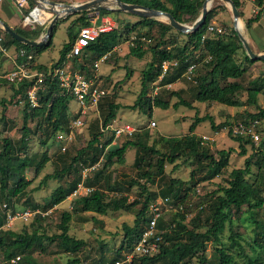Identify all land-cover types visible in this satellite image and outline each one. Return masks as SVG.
Instances as JSON below:
<instances>
[{
    "label": "trees",
    "instance_id": "trees-1",
    "mask_svg": "<svg viewBox=\"0 0 264 264\" xmlns=\"http://www.w3.org/2000/svg\"><path fill=\"white\" fill-rule=\"evenodd\" d=\"M128 4H140L151 9L164 11L172 15L178 22L183 24H194L202 13V8L206 0H122ZM214 0L210 6V11L207 16L206 24L198 31L189 34H183L176 31L166 20L139 18L135 24H127L126 29L128 33L135 32L138 39L134 46L129 48V55L138 59H143L148 50L153 54V59L146 65L141 72V89L137 99L132 106H127L129 109L139 110V112L149 116H153L155 108L169 110L171 108L170 101H164L160 98L152 99L149 96L151 84L157 82L163 73L164 62H177L176 67L172 68V72L164 76V84L171 85L181 81L185 78L189 66L197 64V70L192 76V80L196 84L194 102L188 101L182 97L181 92H170L172 96L178 97L179 101L173 105L174 109L181 106L195 109V103H210L218 105H225L230 108L240 109L251 106L257 107L255 113L242 114L241 123H250L255 120L260 121L259 132L262 134V142L259 147H255L254 143L246 137L235 136L232 133L230 122L216 125L212 116L206 115L201 118L196 116L192 123L189 134L183 137H160L150 143V131L144 130L137 134L133 140H126L121 146L109 148L106 153V161L102 169H97L94 173L95 185L105 178L106 170L111 167L116 159L120 164L125 162V154L129 149H135L136 157L134 166L137 169L138 178L134 180L133 185H138L144 196V200L139 199L130 202L128 196L120 198L108 197L107 193L101 188H95L93 183H89L90 188H93L92 193L87 196H82L77 199L75 203V213H96L99 215H107L110 211L118 212L121 210H129L136 206L140 209L136 215L134 225L130 226L124 224V239L121 247L118 249L113 263L122 260L125 252L130 251L137 241L141 238L146 230L147 223L151 220L150 206L159 198H167L171 201L173 206L183 205V209L187 204L189 193L183 189L188 182L181 179L172 178L169 184L162 190L152 192L148 185L156 184L153 177L154 170L156 173L164 176L166 165L173 164L175 169L177 161L181 158L185 160H193L197 164V170H206V176L202 181L212 180L222 174V172L229 166L231 155L234 153L233 149L219 150L217 156L211 153L209 147L206 145L203 137L197 135L196 129L199 124L205 121L211 123L213 130H219L223 127H229V134L232 139L239 143L240 153L246 156L248 151L251 154L245 161V168L234 169L230 174V179L226 186L219 188L217 192H213L210 196V212L206 218L202 220L201 213L205 211L206 204L198 203L199 212L186 223V214L182 210L173 212L172 216L164 214L159 219L158 228L164 230L163 240L160 247V253L153 257H143L135 261L133 264H192L194 257L199 258L198 264H208L209 260L205 255V251L209 242L218 244L221 242V234L225 231L227 225L231 231L229 249H236L239 255L243 257L247 264H264V257L257 256L256 259L245 254L243 245L241 244L242 236H240L233 229L234 215L248 214L250 220L254 223V237L248 243L252 250L260 249L264 252V109L260 108V97L264 96V73L258 77H251L250 69L256 65L263 64L262 61L251 60L245 52L244 46L234 29V26L226 22L216 23L214 32L207 35L209 26H212L217 17L216 11L222 7L228 10L224 4L216 6ZM240 10L242 16V5L239 0H233ZM257 6H264V0H255ZM36 5L30 0V9ZM27 10L24 12L28 14ZM101 14L110 13L109 11H100ZM230 13V12H229ZM67 28L68 42L65 43L60 51V58L51 66L35 65V58L33 56H41L45 51L49 50L53 45V39L58 27L63 22L70 18L60 20L54 26L51 37L44 46L30 47L18 42L9 36L5 31L1 30L6 37V46L14 45L18 49L19 64L29 63L32 70L39 71L45 74L43 89L39 92V103L37 107H32L26 96V89L31 85L30 82L25 81L21 84H10L13 88L15 103H19L20 98L24 103L23 110V129L22 136L19 140L14 141L10 138H4L0 143V200L3 204L13 210V212L22 211L12 207L14 200L25 194L32 182L25 178V172L28 168L34 165V159L29 156L30 136L32 130L31 122H36V131L41 133V144L47 145L48 140L53 136H58L60 133H69L71 125L70 105L75 100L73 96L68 94L65 89L61 87L58 80L54 77L55 70L60 66H65L67 56L76 41L74 27L77 24L90 26V18L88 12H82ZM261 13L246 21L247 29H251L254 23L258 22ZM92 25V24H91ZM191 25V26H192ZM81 27V28H82ZM157 28L159 36L155 38L156 43L148 48L142 42L145 37L154 39L152 31ZM21 36L36 41L46 31L43 27H37L33 30L14 29ZM80 32V31H79ZM127 33V34H128ZM123 40V34L119 29L110 32L102 33L98 40L87 47L82 56L75 58L74 64H81L82 72L90 74L89 65L101 57L113 53L114 49ZM25 51L22 56L20 51ZM239 51H242L243 58L240 60ZM211 58V59H209ZM201 62L203 67L198 69ZM116 68V67H115ZM115 68L112 73H115ZM131 72L127 71L126 76H130ZM111 78V75L107 78ZM112 79V78H111ZM0 83L2 81L0 80ZM106 97V96H105ZM103 98L106 100V98ZM116 97V96H114ZM101 100L107 103V106L100 102L99 106L101 112L104 114L103 127L114 123L117 119L119 110L123 107L118 103L116 98L112 100ZM4 103V101L2 102ZM81 116L79 113L76 119ZM100 126V125H99ZM99 126L96 125L91 132V140L86 148L78 151L72 162L67 168L62 170L65 175H70L75 171L76 167L85 165L82 157L87 151L95 152L101 155L107 149L108 144L112 140L101 144L103 136ZM160 144L165 145L164 148H159ZM102 145V147H100ZM66 153V152H65ZM64 153V154H65ZM22 156L25 158L22 160ZM256 157V166L258 172L254 181H249L251 175V168L253 159ZM156 161L153 163L152 159ZM50 161L46 154L44 158L35 164L36 174H39L45 165ZM96 162L91 165H95ZM194 172L191 175V181L194 179ZM60 174L47 175L42 184H46L50 179H58ZM139 179H144L142 184ZM81 178H77L69 189L58 187L51 195L48 204L39 206L38 204H31L29 207L33 210L48 211L67 200L69 196L78 188L81 183ZM107 184L109 182L107 181ZM198 183L195 185L197 186ZM194 185V187H196ZM113 189L112 187H109ZM118 190V188H114ZM0 201V202H2ZM209 203V202H208ZM2 204V205H3ZM247 210H243L244 207ZM26 208V209H29ZM41 208V209H40ZM23 209V210H26ZM37 214L30 223L37 222L38 227L34 228L32 232H14L10 230L0 231V254L5 259L4 264H34L27 261L26 254L39 248L41 252L46 253L47 245L59 242L60 249L68 254H78L85 246V242L81 239H76L70 236V223L73 218V212H64L62 221L59 225L60 234H53L52 236L42 233L40 223L44 220V213ZM1 209L0 213V228L5 224V215ZM261 214L263 216L261 217ZM242 217L239 219L241 220ZM190 225H192L190 227ZM208 227L205 232H200V228ZM224 248H216L215 252L219 258V264H234V256L228 254ZM26 261H22V257ZM20 257L17 263L11 261ZM67 264H79L77 259L69 260Z\"/></svg>",
    "mask_w": 264,
    "mask_h": 264
},
{
    "label": "rangeland",
    "instance_id": "rangeland-1",
    "mask_svg": "<svg viewBox=\"0 0 264 264\" xmlns=\"http://www.w3.org/2000/svg\"><path fill=\"white\" fill-rule=\"evenodd\" d=\"M51 1L63 4H80L92 0ZM220 4H224V2L222 0L216 2V6ZM108 5L113 8L116 7L114 1L109 2ZM219 8L220 9L216 11V15L219 13L226 14V16L228 15L229 18L227 17L223 22H228V24L233 26L234 21L231 17L232 13L230 8L227 7L228 10L226 11L222 7ZM249 11L250 10L248 9L247 12ZM109 12L110 13L101 14L96 10L88 11V16L90 18L89 25L93 24V22L97 20L99 22L103 17H110L116 24L117 29H119L123 34V40L121 41V43L116 47V50L109 55V59L107 61L100 62V67L98 69L95 67V63L100 59L96 60L92 64L90 63V74H87V72H82L81 70L80 65L84 64V61L80 62L79 64H74L75 58H71L72 64H69V70L74 74H81L86 76L87 78H96V84L101 89L107 92V95L105 97L106 100H112L116 98L118 103L123 106L118 112L115 126L118 127L124 126L125 124H130L137 129V132L133 137H122L118 139L115 142L116 144L111 141L112 144H108L107 149L101 155L95 152L93 153L87 151L82 157V159H84L83 163H85V165H81L80 167L78 166L70 175H65L62 173V170L68 167L79 150L88 146V143L91 140V132L92 130H94L95 126L100 125L99 129L101 131L104 120V114L100 109L101 105L98 107V110H89V114L86 116V126L75 131L73 140L67 145L66 153L62 152L63 146L66 145L57 141L56 136H53L50 140H48L47 145H42L41 133L38 130L36 131V122H31L30 127L32 130V134L30 136L29 156L34 159V165L26 170L25 178L27 180H30L32 184L26 190L25 194L14 200L12 207L17 210L29 208L31 207V204H38L42 208L43 206L48 204L52 193L58 187L69 189L71 184L77 178H81V183L85 181L86 186H90L89 183H93V186L95 188H101L102 191L107 193L108 197L120 198L122 196H128L130 202H133L136 199L143 201L144 196L142 195L141 189L138 185H133L132 183L138 178L137 169L134 166L136 157L135 149L127 150L125 154L124 164L118 163L116 159L115 163L106 170L105 178L103 180L101 179V182H98L97 185L94 184V173L97 169H102L103 165L105 164L106 153L109 148L121 146L124 141L135 139L137 134L142 133L144 130L150 131L151 144L154 140H157L162 136L166 138L183 137L184 135L189 134V129L192 123L195 121L196 116L203 118L206 115H210L213 117L216 125H223L226 122H230L232 124L231 127H234L242 122V114L246 112L255 113L257 111V107L255 106L235 109L227 107L225 105H218V103L210 104L200 102L195 103V109H190L184 106H181L178 109H174L173 105L179 101V98L172 96L170 92L179 91L181 92L183 98L188 101L194 102V86L196 84L192 79L190 80L186 76L180 82L171 86L164 84V81L158 84L159 80L151 84L149 96L153 98V92L158 86V95L156 96V98H160L164 101H170L171 108L169 110L155 108L153 116L150 118L149 116L139 112V110L129 109L127 106H132L134 104L141 89V72L144 70L146 65L152 61L153 54L150 50H148V53L143 59H138L136 57L130 56L129 48L132 46V43H136V41L139 39L135 32H127L126 25L135 24L139 21V18L135 15L125 12H119L115 10H109ZM78 14L66 15L60 20L68 17L70 19L63 23L70 24L79 16ZM52 18L46 21L44 24L37 22L34 23L33 26L24 27V29L33 30L37 27H43L45 31H47ZM186 25L191 26L192 24L188 23ZM82 26L83 25L79 23L74 27L76 37L78 36ZM213 26H217V24L213 23L212 27ZM213 32L214 31L209 32L207 36L211 35ZM152 35L154 39L147 37L142 39V42L147 48L156 43L155 38L159 36L157 28L153 29ZM67 39V29L65 28V25L61 24L58 27L53 39L52 47L49 50L45 51L44 54H42V56L40 57V61L43 63L52 60L57 61L60 55L61 47L63 43L67 41ZM238 56L239 57L237 58L240 60L241 58H243V53L240 52ZM203 63L205 62L199 63V70L202 69ZM174 67L176 66H170L168 70L169 74L172 72V68ZM114 68L116 70L115 74L113 75L114 79H109V77L107 78L108 75L112 74V70ZM0 69V72L5 71L2 68ZM127 71L131 72L130 76H126ZM250 73L251 77H258L259 75H262L264 73V65L259 64L254 66L253 69H251ZM5 74L6 72L0 75V80L2 81V87L0 88V143L4 138H10L14 141L19 140L22 136V129L24 126V103H15V98L13 97V88L4 79ZM193 75L194 74H192V76ZM3 101L4 103H2ZM102 102L104 103V101ZM104 104L107 106V103ZM259 105L260 108L264 109V96L260 97ZM78 113L79 107L77 101L74 100L70 105L71 122L76 120ZM80 117L82 116H79L78 118ZM152 122H156V127L151 126ZM195 133L201 137H209V140H205V142L209 147L211 153L215 156H217V152L219 150H234V153L231 155L229 161V166L222 172V174L212 180L202 181V179L206 176V170H197V164L195 161H188L185 160V158H181L176 163L178 169H175V165L173 164L168 163L166 165L163 177L157 174L156 170H154L153 177L156 184L148 185V187H150L149 189H151L152 192L158 193L169 184V181L172 178L181 179L185 182H188L183 189V192L186 191L189 193L187 204L182 210L184 214H186V223H189L191 219L199 212L200 207L199 205L197 206L199 202H203L204 204H206L205 211L201 213L202 220L207 217L210 212V201L212 199L210 196L213 194V192H217L220 187L226 186L228 184L232 170L245 168V161L251 154V150H249L246 156L241 155L239 143L234 141L230 136L229 127H223L216 131L212 129L211 123L209 121H205L197 126ZM110 140H113L111 132L103 133L101 144L104 145ZM158 147L165 149V145L163 144H160ZM46 154L50 158V161L45 165V168L39 174H36L35 164L41 161ZM24 158L25 157L22 156V160ZM255 160L256 157L253 159V165L251 168L252 173L250 176H248L249 181H254L258 172L256 163H254L256 162ZM155 161L156 160L153 158L152 162L154 163ZM94 162H96V164L91 165ZM95 166L96 169L89 171L85 170L89 168L92 169ZM56 172L60 174V177L58 179H50L46 184H42V181L47 175L55 174ZM192 172H194L195 174L194 179L191 181ZM107 181L109 182V184H107ZM139 181L142 184L145 183L144 179H139ZM196 183H198L197 186L195 185ZM194 185L196 187H194ZM109 187H112L113 189H110ZM114 188H118V190H114ZM79 198L80 197H74L71 195L62 204L48 211L41 210L43 212H46V215L44 217V220L40 223V225L42 226L40 230L42 231V233L48 234L50 236H52L53 234H60L61 231L59 230V225L62 221L63 213L73 212L69 234L76 239L83 240L85 242L84 248L78 254H68L60 249L58 245L59 242H55L52 244L49 243V245H47L46 253H43L39 248H36L34 251L26 254V259L27 261H29V263L33 262L34 264H67L69 260L74 259H77L79 261V264L113 263V258L115 257L118 249L121 247L122 240L124 239V224H128L130 226L134 225V221L140 207L136 206L132 209L121 210L118 212L110 211L107 215H99L96 213H75V203ZM2 204L3 201L0 202V213ZM243 210H247V207L245 206ZM166 216H172V213H167ZM262 216L263 214H261V217ZM241 217L242 219L239 220ZM233 218V229L240 236H242V240L240 241L244 247L245 254L251 256L254 259H256L257 256L264 257V252H262L260 249H257L256 251L252 250L250 244L248 243L254 237L253 230L255 228L254 223L252 220H250L248 214H235ZM31 221H16L14 225H12V227L8 230L14 232H32L34 228L38 227V225L35 221L30 223ZM191 226L192 225H190V227ZM207 228L208 227H202L199 231L205 232ZM230 234L231 231L228 224L225 231L221 234L220 243H208L205 251V255L209 260L208 264H219V258L215 252V249H221L224 247L226 248L225 251L228 254L234 256V264H247V261L239 255L238 250L229 249V246L231 244ZM21 257L22 261H26L23 256ZM198 262L199 258L197 256L194 257L192 260V264H198ZM4 263L5 259L3 258L2 254H0V264Z\"/></svg>",
    "mask_w": 264,
    "mask_h": 264
},
{
    "label": "built area",
    "instance_id": "built-area-1",
    "mask_svg": "<svg viewBox=\"0 0 264 264\" xmlns=\"http://www.w3.org/2000/svg\"><path fill=\"white\" fill-rule=\"evenodd\" d=\"M3 0H0L2 2ZM14 5L22 13L23 25L33 26L34 23H40L34 17L33 13L38 10V7L35 6L33 9H30V0H13ZM28 11V14L24 12ZM257 15L261 13V18L264 19V6L256 7ZM46 22V21H45ZM45 22L41 23L44 24ZM117 28L113 20L106 16L103 17L99 22L94 21L92 25L85 26L80 29L78 37L76 38L75 43L72 46L71 51L69 52L67 58H78L82 56L84 50L89 47L92 43L96 42L102 33L113 31ZM3 30L2 28H0ZM214 31V27L209 26L208 33ZM207 33V34H208ZM207 35L203 37L206 39ZM135 43H132L134 46ZM8 53V48L6 46V37L3 32L0 31V54L6 55ZM20 54L23 56L25 51H20ZM111 53L100 58L99 61L95 63V67L98 69L100 67V62H105L109 59ZM19 55V54H18ZM211 59V58H209ZM176 66L177 62H164L162 69L163 73L159 79V82H162L164 76L167 74L170 66ZM197 70V64H192L189 66L187 73L185 74L188 79H192V74ZM55 78L58 80L59 84L63 89L66 90L68 94L74 97L77 101L79 107V114L82 116L74 121L70 125L69 133H60L57 136V141L66 145L63 146L62 152H66L67 145L74 138L75 131L79 130L86 126V116L89 114V110H98L101 100L107 95V92L101 89L96 83V78L91 79L87 78L81 74H74L72 71L66 68L65 66H60L55 70ZM45 74L39 71L32 70L29 67V63L18 64L16 68L12 71L6 72L4 79L10 84H21L25 81L31 83V85L26 89V96L32 107H37L39 103V92L43 89V83L45 80ZM171 86V85H169ZM154 96L152 99H155L158 95V86L154 90ZM19 103L22 104L23 101L18 98ZM151 126L156 127V122H152ZM260 121L255 120L248 124L239 123L234 127H231L232 133L235 136H242L249 138L255 145L259 147L262 142V134L259 132ZM230 129V128H229ZM102 133L111 132L112 142H115L124 137L130 138L135 135L137 129L130 124H125L124 126H115V122L107 125L106 127H101ZM204 140H209V137L203 136ZM102 141V139H101ZM111 142V144H112ZM102 147V145H100ZM96 169V166L92 169ZM93 188H90L85 185V181L79 184L78 188L73 192L72 196L82 197L87 196L92 193ZM3 213L5 215V224L0 228L1 230H8L14 225L16 221L20 222H29L37 214H41V210L26 209L22 211L13 212V210L8 206V204L2 205ZM183 210V205L173 206L169 199L159 198L156 202L150 206L151 220L147 223L146 230L133 246V248L126 252L122 260L117 261L115 264H133L135 261L143 257H153L160 253V247L163 240L164 230L158 228L159 219L167 213L177 212ZM46 215L45 213L43 214ZM20 260V257L12 260V263H17Z\"/></svg>",
    "mask_w": 264,
    "mask_h": 264
},
{
    "label": "water",
    "instance_id": "water-1",
    "mask_svg": "<svg viewBox=\"0 0 264 264\" xmlns=\"http://www.w3.org/2000/svg\"><path fill=\"white\" fill-rule=\"evenodd\" d=\"M31 1L38 7V9L48 10L51 14L54 15L47 28L46 33L43 36H41L36 41L29 40L18 34L13 28H11L2 21H0V28H2L13 39L17 40L22 44H25L30 47H41L47 43V41L51 37L54 26L56 25L57 22H59L60 19L64 18V16L77 15L78 13L88 12L92 10H96L98 12L105 10L107 11L115 10L119 12L129 13L140 18L166 20L169 22L172 28H174L176 31L180 33L183 34L194 33L206 24L207 16L210 11V6L214 0H206L204 2L201 15L192 26H188L186 24L178 22L172 15L164 11L151 9L147 6L140 4H128L123 2L122 0H92L80 4H60V3L52 2L50 0H31ZM111 1L115 2V6H116L115 8L110 7L108 5V3ZM222 1L231 10L234 21V25H233L234 29L237 32L248 57L254 61L264 62V54L255 53L250 47L245 36L239 29V22L242 19V14L238 9V7L236 6L235 2L233 0H222Z\"/></svg>",
    "mask_w": 264,
    "mask_h": 264
},
{
    "label": "crops",
    "instance_id": "crops-1",
    "mask_svg": "<svg viewBox=\"0 0 264 264\" xmlns=\"http://www.w3.org/2000/svg\"><path fill=\"white\" fill-rule=\"evenodd\" d=\"M239 1L242 5L241 11L243 13L241 20L244 23V28L242 30V33L245 36L246 40L248 41L250 47L252 48V50L255 53L264 54V19H262L260 17L259 21L254 23V25L252 26L251 29H247V27H246V21L251 19V18H254L257 15V13H256L257 4L255 3V0H239ZM60 4H63V3H60ZM248 9L250 10L249 12H247ZM44 11L47 12V14H48V16L45 15L47 18L46 21L50 20L54 16L48 10H44ZM227 17L229 18L228 15L226 16V14L219 13L217 15V17L215 18L214 22L215 23L223 22L224 20H226ZM231 17L233 19V16H231ZM0 21L6 23L8 26H10L13 29H15V28L24 29V27H25L23 25L22 13L14 5L13 0H3L2 2H0ZM226 23H228V22H226ZM70 24L62 23V25H65L66 29L69 27ZM67 42H68V39H67V41H65L63 43V45ZM63 45H62V47H63ZM62 47H61V49H62ZM7 48H8V53L6 55L0 54V68L5 70L3 72H0V75H2V73H4V72H9V71L14 70L16 68V66L19 64V62H18V52L19 51H18L17 47L14 45H10V46H7ZM115 50H116V48L114 49V51ZM240 52L242 53V51H239V53ZM41 56L35 57L31 54L30 58L31 59L35 58V65L39 64V65H45V66H51L52 64L57 62L60 58V55H59V58L57 61L52 60V61L43 63L40 61ZM69 64H72V59L67 58V62H66V68L67 69L70 68ZM251 69H253V67ZM251 69H250V71H251ZM114 74L115 73L110 74L111 78H113ZM176 83H178V82H176ZM176 83H174V84H176ZM171 85H173V84H171ZM1 87L2 86L0 83V88ZM17 100H18V97H17ZM194 106H196V105H194Z\"/></svg>",
    "mask_w": 264,
    "mask_h": 264
},
{
    "label": "bare ground",
    "instance_id": "bare-ground-1",
    "mask_svg": "<svg viewBox=\"0 0 264 264\" xmlns=\"http://www.w3.org/2000/svg\"><path fill=\"white\" fill-rule=\"evenodd\" d=\"M219 1V0H218ZM217 2V1H216ZM219 3V2H218ZM34 17L36 18V20H38L40 23H43L46 21V16L45 15H48L47 12H45L44 10L42 9H38L36 10L34 13H33ZM244 28V23L243 21L241 20L239 22V29L240 30H243ZM254 48V47H253Z\"/></svg>",
    "mask_w": 264,
    "mask_h": 264
}]
</instances>
